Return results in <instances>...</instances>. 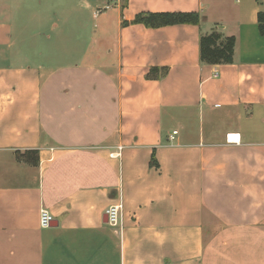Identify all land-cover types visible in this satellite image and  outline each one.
<instances>
[{"label":"crops","instance_id":"crops-1","mask_svg":"<svg viewBox=\"0 0 264 264\" xmlns=\"http://www.w3.org/2000/svg\"><path fill=\"white\" fill-rule=\"evenodd\" d=\"M102 1L0 0V264H264V0Z\"/></svg>","mask_w":264,"mask_h":264},{"label":"trees","instance_id":"trees-1","mask_svg":"<svg viewBox=\"0 0 264 264\" xmlns=\"http://www.w3.org/2000/svg\"><path fill=\"white\" fill-rule=\"evenodd\" d=\"M136 24H143L149 28H161L165 26L192 24L198 25L200 23V16L198 13L187 12H159L146 13L138 15L134 20ZM259 29L262 36H264V12L258 15ZM235 37H225L217 30L205 34L200 40V56L201 61L208 65H223L233 62L235 53ZM155 71L151 70L148 73V78H154ZM37 152L31 151L26 155H19V159L24 161H35Z\"/></svg>","mask_w":264,"mask_h":264},{"label":"rangeland","instance_id":"rangeland-1","mask_svg":"<svg viewBox=\"0 0 264 264\" xmlns=\"http://www.w3.org/2000/svg\"><path fill=\"white\" fill-rule=\"evenodd\" d=\"M6 1H8V0H6ZM43 1H45V0H43ZM69 1H76V0H69ZM10 2H11V0H10ZM37 2H38V0H37ZM108 5L110 6V8L109 9H106V6H108ZM115 7H116V2H113L111 0L102 1V2H100V8L97 10V11H99V13H97L96 16H99L101 14H112L115 11L114 10ZM37 8H38V6H37ZM53 13H54V11H53ZM85 19H89V16L88 15L87 16L85 15ZM18 21H19V19H17V22ZM94 24L96 25L95 27H94ZM94 24L92 23V27H91L92 31L95 30L98 33H101V31H102V29H101V27H102V21H101V19L100 20H97V21L94 20ZM62 28L65 29V27L61 26V24H60L58 28L51 29V26L49 24H47V26H41L40 28L37 27L36 30L39 29L43 33V36H41V39L42 40L45 39V37H48V36L51 37L53 40H55L56 37H57V35H59V33H61ZM27 33H29V32H27ZM67 33L70 36L71 35L77 36V35H83L84 34V31H83V27H80V26L71 27V26H69V27H67Z\"/></svg>","mask_w":264,"mask_h":264},{"label":"built area","instance_id":"built-area-1","mask_svg":"<svg viewBox=\"0 0 264 264\" xmlns=\"http://www.w3.org/2000/svg\"><path fill=\"white\" fill-rule=\"evenodd\" d=\"M113 2H119L120 0H111ZM110 6H106V9H109ZM99 13V11H98ZM177 132H174L176 135ZM108 223L112 227H122V205L112 206L107 210ZM53 222L52 215L46 210L42 209L40 213V225L42 228H50Z\"/></svg>","mask_w":264,"mask_h":264}]
</instances>
